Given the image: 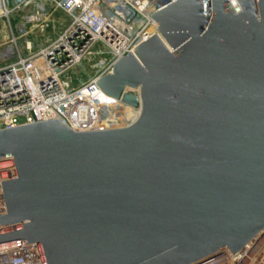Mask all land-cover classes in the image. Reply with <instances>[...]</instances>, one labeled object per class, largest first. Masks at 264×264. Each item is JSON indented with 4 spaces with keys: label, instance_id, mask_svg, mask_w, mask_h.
I'll list each match as a JSON object with an SVG mask.
<instances>
[{
    "label": "water",
    "instance_id": "water-1",
    "mask_svg": "<svg viewBox=\"0 0 264 264\" xmlns=\"http://www.w3.org/2000/svg\"><path fill=\"white\" fill-rule=\"evenodd\" d=\"M237 1L153 15L159 34L98 81L140 107L131 124L0 130V161L16 169L0 249L34 243L43 264H200L264 230V0Z\"/></svg>",
    "mask_w": 264,
    "mask_h": 264
},
{
    "label": "built area",
    "instance_id": "built-area-1",
    "mask_svg": "<svg viewBox=\"0 0 264 264\" xmlns=\"http://www.w3.org/2000/svg\"><path fill=\"white\" fill-rule=\"evenodd\" d=\"M176 1L0 0V19H5L10 33L9 41L0 46V130L54 119L76 131L131 124L116 125L120 121L114 122L103 108H137L106 95L98 81L112 72L118 59L133 53L153 34H159V23L153 15ZM228 1L233 9L240 10L237 0ZM52 9L67 14L69 22L33 49L29 39L32 30L56 28ZM14 15L19 17L16 28L11 20ZM22 37L23 48L19 44ZM97 43L110 53L109 61L101 72L80 86H73L69 72L91 56ZM135 94L139 96V90ZM14 177L13 162L0 161V215L7 213L2 181ZM6 228L0 225V230ZM0 264L43 263L38 245L26 243L0 249ZM200 264H264V230L242 250L234 253L226 249Z\"/></svg>",
    "mask_w": 264,
    "mask_h": 264
},
{
    "label": "rangeland",
    "instance_id": "rangeland-1",
    "mask_svg": "<svg viewBox=\"0 0 264 264\" xmlns=\"http://www.w3.org/2000/svg\"><path fill=\"white\" fill-rule=\"evenodd\" d=\"M52 13L53 18L55 19L56 26L54 30L51 29V31H49L50 28H48L44 32H41L40 30H32L30 32L31 37L29 39L33 41V49H37L38 47H40V45L43 44L49 34H52L57 31H62L69 22L68 15L65 14L63 11L59 9H52ZM11 20L13 22V26L15 27L17 22L19 21V17L17 15H14L12 16ZM9 34V28L5 22V19H0V46H3L7 41H9ZM19 44L20 47L23 48V46L25 45V38H20ZM25 52L26 51L24 50V53ZM92 52L93 53L87 60H85L81 65L75 67L69 72L73 86H80V84L88 81L91 77L101 72V69L105 66V64L109 61L111 57L110 53L101 43H97L96 45H94ZM129 93L135 94L137 93V90L130 89ZM119 110L120 111L117 110L118 112H116V117H114V122L120 121L119 123H116V125L118 126L122 124L124 125L132 123L138 118L140 114V108H129L126 110ZM5 165L7 166V163H5Z\"/></svg>",
    "mask_w": 264,
    "mask_h": 264
},
{
    "label": "bare ground",
    "instance_id": "bare-ground-1",
    "mask_svg": "<svg viewBox=\"0 0 264 264\" xmlns=\"http://www.w3.org/2000/svg\"><path fill=\"white\" fill-rule=\"evenodd\" d=\"M151 32H152V31H151ZM151 32H150V33H151ZM138 108H140V107H138ZM103 111H104L106 114L109 112L108 114L110 115L111 119L113 118L112 120H114V117H116V110L113 111V109H111V107H109V106L103 108ZM140 112H141V111H140ZM139 115H140V114H139Z\"/></svg>",
    "mask_w": 264,
    "mask_h": 264
}]
</instances>
